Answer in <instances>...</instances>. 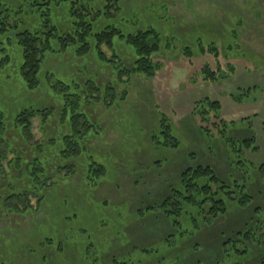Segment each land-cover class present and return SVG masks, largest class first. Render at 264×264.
I'll list each match as a JSON object with an SVG mask.
<instances>
[{
  "label": "rangeland",
  "instance_id": "374dc122",
  "mask_svg": "<svg viewBox=\"0 0 264 264\" xmlns=\"http://www.w3.org/2000/svg\"><path fill=\"white\" fill-rule=\"evenodd\" d=\"M121 5L119 17L107 24L124 35L153 28L165 35L162 45L175 37L174 48L153 56L159 68L151 78L126 73L138 56L116 35L111 47H101L105 58L94 44L79 55V43L62 49V41L52 37L43 53L42 83L31 90L21 77L20 46L13 35L0 33V137L16 133V116L26 109H52L46 129L40 115L30 119L34 142L50 137L60 146L63 136L72 134L69 119L75 112L90 125L76 137L82 152L74 172L56 171L59 161L51 159L47 186L38 196L27 194L33 210L2 217L0 264H117L126 256L132 264H220V245L236 230L252 221L264 227L254 212L264 211V185L255 174L249 186L253 204L232 207L210 227L198 223L197 234L181 241L164 214L146 211L170 195L187 168L210 166L222 178L229 173L241 178L223 140L213 133L206 139L198 127L195 113L209 108L208 101L220 103L210 109L208 125L220 119L232 127L230 138L255 137L258 150L245 157L253 165L264 162V0H122ZM68 7L51 17L57 35L69 30ZM22 18L31 31L44 19ZM204 64L222 69L224 78L204 81ZM56 82L66 85V92ZM67 94L72 107L64 106ZM162 124L169 126L175 146L160 144ZM92 162L104 168L102 176L92 173ZM1 164L8 172L7 161ZM12 181L13 192L24 185L22 179Z\"/></svg>",
  "mask_w": 264,
  "mask_h": 264
},
{
  "label": "trees",
  "instance_id": "16d2710c",
  "mask_svg": "<svg viewBox=\"0 0 264 264\" xmlns=\"http://www.w3.org/2000/svg\"><path fill=\"white\" fill-rule=\"evenodd\" d=\"M15 1L19 3L18 6L0 2V33L13 35L16 43L20 46L23 57L20 73L26 86L31 90H38L42 83L40 72L43 53L51 47L50 39L52 37H57L62 41V49L67 43H79L77 48L79 55L88 54L94 44L98 54L104 57L101 47L103 45L111 47L112 40L116 35L125 39L138 56L134 67L125 68L126 73L128 75H143L147 78L153 77L159 68V63L153 60V56L159 53L162 48L163 50H166L167 47L174 48V42L170 40L175 37L166 38L168 42L162 45L165 35L162 38L161 34L153 28L138 29L134 33L124 35L112 24H107L119 17L122 11V0ZM64 4H69L68 16L71 22L68 31L57 35L58 28L51 23V17L57 11L56 9ZM22 15L28 16V19L35 15L39 18L44 17L43 23L39 28H34L31 31L24 28L22 23L25 20ZM100 20L102 21L100 22ZM101 24H104L103 27L100 26ZM172 30L169 29L170 32ZM209 49L211 51V48ZM181 50L187 56L193 55L188 46H184ZM120 71L121 69L117 71V76L120 75ZM202 72L203 80L207 82H216L225 76L222 69L218 67L212 70L209 64L203 65ZM55 84H60L65 92L68 89L61 82ZM71 97L70 94L66 95L64 106L72 107ZM207 103L209 108L206 109L202 106L195 113L198 127L206 139H211L214 134L223 140L232 157V166L241 173V178L232 173H229L227 178H222L212 167L201 165L187 168L180 174V180L177 186L171 189L170 195L156 207L146 209L147 212L157 211L164 214L177 234L172 236L176 235L179 241L184 235H196L199 228L198 223L210 227L216 219L229 213L232 207L245 209L253 204L254 197L249 186L254 181L251 178L254 174L264 185V162L253 165L245 157L246 151L255 153L258 150L255 137L230 138L227 131L232 127L220 119L217 122H212L209 126L210 109L216 110L220 103L217 100ZM51 113V108L21 111L15 120L16 133L12 136L9 133L8 137H0V221L6 213L22 214L33 210L27 199V194L33 193L34 196H38L37 191L47 186V180L52 177V174L47 172L52 164L51 159L53 161L54 158H57L59 162L55 165L56 171L63 169L67 176L72 174L77 167L82 148L76 137L83 136L82 130L85 131L90 127L89 122L85 120V115L75 112L69 119L72 134L63 136L60 146H57L50 137L34 142L30 119L40 115L43 119V128L46 129ZM213 117L217 118V116ZM1 127L0 122V129ZM213 128L216 131H210ZM159 133L163 135V142L160 144L168 146L169 143H172L175 146L176 141L170 134L169 126L162 124ZM211 133L213 134L211 135ZM18 142L19 145H17ZM30 152L33 154L31 155ZM9 154L13 156L8 158ZM1 160L7 161L8 172L3 170ZM89 167L96 176H102L105 172L104 168L95 162H92ZM14 178L22 179L24 185L31 184L34 187L25 188L22 185L17 192H13L11 187H15L12 181ZM254 212L257 214L256 216L264 219L262 209L255 208ZM138 214L140 215V213ZM220 251L222 255L220 264H247L252 258L253 260L257 259L253 264H264V227L256 221L250 222V225L236 230L233 237L224 241L220 245ZM127 258L126 256L119 262L116 259L115 263L132 264Z\"/></svg>",
  "mask_w": 264,
  "mask_h": 264
},
{
  "label": "crops",
  "instance_id": "0c3cea01",
  "mask_svg": "<svg viewBox=\"0 0 264 264\" xmlns=\"http://www.w3.org/2000/svg\"><path fill=\"white\" fill-rule=\"evenodd\" d=\"M122 9H123V5H121Z\"/></svg>",
  "mask_w": 264,
  "mask_h": 264
}]
</instances>
